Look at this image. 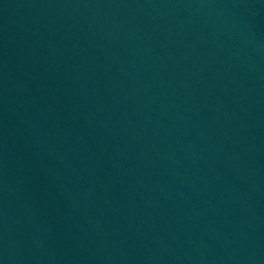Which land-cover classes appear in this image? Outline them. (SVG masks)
Returning a JSON list of instances; mask_svg holds the SVG:
<instances>
[{"label":"water","instance_id":"95a60500","mask_svg":"<svg viewBox=\"0 0 264 264\" xmlns=\"http://www.w3.org/2000/svg\"><path fill=\"white\" fill-rule=\"evenodd\" d=\"M0 264H264V0H0Z\"/></svg>","mask_w":264,"mask_h":264}]
</instances>
